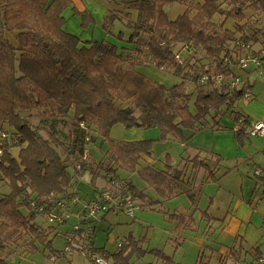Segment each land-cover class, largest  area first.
I'll use <instances>...</instances> for the list:
<instances>
[{"label":"trees","instance_id":"obj_1","mask_svg":"<svg viewBox=\"0 0 264 264\" xmlns=\"http://www.w3.org/2000/svg\"><path fill=\"white\" fill-rule=\"evenodd\" d=\"M195 1L119 0L121 9L108 12L103 29L109 32L115 20L131 22L134 13V33L130 37L132 41L135 38L133 55L111 43L82 42L67 33L63 14L68 9L82 18L83 28L93 22L85 11L73 7V0H0V182L9 187V193L0 198V264H9L1 253L22 237L29 238L31 254L38 252L39 245L50 248L51 230L37 224L39 215L30 205L31 198L65 197L73 186L74 174L53 145L56 141L33 131L31 119L42 124L68 119L71 131L67 135V151L74 161L81 160L87 145L101 135L106 150L97 166L88 168L92 182L100 171L108 180L116 178L119 170L136 175L159 199H148L132 182L123 184L125 191L134 202H143L159 212L162 202L184 194L194 208L192 214H163L183 229L194 224L198 195L191 183L183 179V172L166 158L160 169L144 165L141 156L151 157L156 143L186 144L205 129H231L235 142L243 146L249 139L248 120L234 110L243 91L230 89L228 78L218 84H198L197 72L228 77L231 70L222 65V59L240 53L237 42L253 41L261 47L254 52L264 50V28L251 36L242 31L248 24L247 11L264 17V0H202L193 8L187 6ZM174 4L186 8L171 21L165 8ZM216 16L236 25L241 32L238 40L235 31L214 23ZM144 35L150 36L146 42ZM254 43H250L252 48ZM181 44L198 49L209 62L200 67L189 66L188 61L175 63ZM147 63L180 77L182 82L165 88L149 80L136 69ZM187 82L195 84L193 111L189 107L190 95L184 89ZM227 114L233 120V128L220 124ZM117 124L125 130L157 129L159 139L116 141L109 133ZM187 162L192 171H204L209 182L219 181L206 158L197 155ZM200 214L203 220L210 217L207 211ZM93 239L90 229L85 237L87 251L97 253L110 264H136L147 255L162 264H177L159 249L147 251L142 240L132 235L121 241L113 253L94 248ZM232 256L236 259V255ZM254 257H262L258 248Z\"/></svg>","mask_w":264,"mask_h":264},{"label":"rangeland","instance_id":"obj_2","mask_svg":"<svg viewBox=\"0 0 264 264\" xmlns=\"http://www.w3.org/2000/svg\"><path fill=\"white\" fill-rule=\"evenodd\" d=\"M126 1H135V0H126ZM118 2L119 0H111V1L106 0L105 7L110 11L120 10L121 8ZM196 2H202V0H196L194 3L187 6L189 8H193ZM185 8L186 6L174 4L166 7L165 12L167 14L168 19L172 21L179 14H181ZM246 14H247L246 21L248 24L243 28L242 31L246 33L247 36H251L252 34L257 33L260 28H264V17L254 15L250 11H247ZM134 20L135 18L131 22H128L125 19H122L120 21L115 20V22L113 21L110 28L111 29L110 31L112 33L111 32L107 33L104 29L103 30L100 28L96 29L94 34L95 36L94 40H96L97 42L111 43L116 47H118L119 50H122V48H128V45L125 44L126 43L125 41L128 39L130 34L132 35L134 33V28L132 23ZM213 21L217 26L223 24V28L225 27L226 29L232 32L235 31L236 32L235 37L237 40L241 36V32L237 31L238 29L236 25L232 23L230 20H225L224 17L222 16H216L213 19ZM66 22H67V17H66ZM65 24L66 26H64V28L67 31L65 29L64 30L67 33L80 37L81 41H86L88 39L83 37L82 34H80L79 32L78 34H74L72 28L68 27V24L71 25V23H65ZM108 34H110L109 37L105 38V36ZM100 35H102V38L99 37ZM142 38L143 41L146 42L149 40L150 36L148 37V35H144L142 36ZM132 39L134 40L135 38L133 37ZM257 39L259 41H262V37L260 34H257ZM120 40H123V42ZM247 43H254V42L248 41ZM253 45H257L254 46L253 49L259 47L258 44L254 43ZM177 48L178 46L176 47V49ZM196 50L197 53L183 57L184 62L188 61L189 66L192 64H196L199 67L202 66V64L208 63L209 61H207L203 53L199 52L198 49ZM144 52H145L144 54L145 56L147 54L146 49L144 50ZM132 54L135 55V51ZM136 69L139 73L144 75L149 80L156 82L164 86L165 88H172L174 86L179 85L182 82L180 77H176L171 73L157 69L156 67L148 63L143 66H139ZM239 71L236 68H233V72L236 75L240 74ZM184 89L190 95L189 107L193 111V100L195 98V84L192 82H187V84L184 85ZM137 114L138 113L135 112V115ZM228 116L229 114H227L225 118H223L222 120L223 125L231 123L229 122L230 119L228 118ZM30 124L32 130L39 133L43 138L51 140V138L53 137L52 139L56 141L54 142L56 144L53 143V145L56 147L62 158L66 160L67 162L66 164L69 165V169H68L69 171H71L72 173L74 172L77 175L82 171L86 172L85 174L82 175V178L79 182L78 181L73 182V186L77 189L78 195L81 198H85V196H87L92 191L91 174L88 168L92 167L93 165L96 167L97 164L103 159V155L106 150V145L103 143L102 136L97 135V140L94 143H90L87 145L86 152L89 155V159L86 158L84 160V155H83L81 160L74 161L73 157L70 156V154L67 151V147H68L67 135L71 131V124L68 119L60 122L48 121L46 124L39 123L37 119H31ZM138 130L140 129L125 130L122 125L117 124L111 129L109 136L111 139H114L116 141L128 142V141H132L129 140L130 137H132L131 139H136L135 137L137 132H140ZM199 134L200 133H197L195 136L189 139L187 144L189 147L194 146L196 137ZM175 143L176 142L171 141L167 143H156L154 145L153 153L151 157L155 159V165H154L155 168L160 169L162 167L160 163H163L165 158L171 165L178 164L182 161L180 159L181 155L185 156L186 154L183 155L182 149L180 148L179 145ZM16 149L15 151H17ZM166 155L168 156L166 157ZM99 173H101V171ZM120 174L121 176H124L123 175L124 173H120ZM129 176L133 184L139 190H143L148 199H152V200L159 199L155 191L152 188H148L136 175H129ZM250 179H251L250 181L255 180L254 177H251ZM115 180H119V179L117 178ZM219 186H220L219 182L211 183L210 188H207L205 192L206 196L202 195L201 197H199V200L197 201V208L199 209V211H207V209H209L207 196L217 195L218 198L216 199L215 204L210 206V210L208 212L211 213L213 216L217 217L218 219H221L222 216H224L225 212L228 211L229 209L228 207L230 205L231 199L224 198L223 190L222 191L218 190ZM8 193H9V187H7L5 183L0 182V198ZM238 194L239 196H241L240 192L237 193V195ZM248 195H249V191H248ZM164 208L166 209V211L169 212V214H173L175 213V211L176 213L179 212L191 213L189 212L191 210V202L186 195L182 194L177 196L175 199H172L170 201L168 200V202L164 204ZM194 220H195L194 222L195 224L192 229L186 230L180 234L166 233L164 235V238L158 241L155 237L156 230L168 232L166 230L164 215H162V213L160 214L157 212H152L138 205V208L134 212V219L128 218L122 213L117 215H114L112 213L108 214L104 220H101L99 216L93 218V222L95 225L93 247L97 249L104 248L106 252L113 253L115 248L110 245V242L108 240V234L111 231L116 230L119 233V236L121 237L132 235L137 240L142 239V245L144 247H146L147 244L151 243V245L156 246L159 250L164 251V253L167 256L171 257L175 263L195 264L199 257L198 254L199 247L197 244V240L199 239L205 242H210V241L212 242V241H216L218 236L217 234H215L214 236H212V238L206 237V232H207L205 228L206 222L200 220L199 212L194 213ZM36 222L37 224L41 225L42 228L45 230H47L48 227L54 228L53 230H51V233L49 235V240H51L50 248H44L43 246L39 245L38 252L31 254L29 253L30 249L28 246V243L30 241L29 238L22 237L17 242L13 244H9V246L6 247L3 253H1V256L6 257L7 262L9 264H92L88 258L82 256L79 253H73L71 255L69 253L62 254L64 248L67 246L68 237L74 234L72 230V226L75 223L74 219L60 226L47 224L44 222V220L41 217H38ZM259 235L262 236V240L257 244V246H254L252 248L249 246H245L247 249L240 248L236 261H234V259L231 258L230 256L228 264H236V263L264 264V261L259 262V259H256L253 253L247 254L248 251H254L256 248H258L259 252H261L264 255V233L260 231ZM77 237L78 238L75 239L74 244L78 246L81 245V241L79 240V236ZM74 251L75 250L71 249V252ZM56 255H65L66 257H61L59 259L55 258L54 259L55 261L53 260L54 261L53 262L51 260V257L52 256L56 257ZM217 258L218 257L216 256L211 264H215L217 262ZM143 262L146 264L148 263L162 264L161 262L154 260L153 257L149 255L146 256L141 262H137L136 264H143ZM205 262L206 261L203 259L202 264H205ZM108 264H110V261H108Z\"/></svg>","mask_w":264,"mask_h":264},{"label":"crops","instance_id":"obj_3","mask_svg":"<svg viewBox=\"0 0 264 264\" xmlns=\"http://www.w3.org/2000/svg\"><path fill=\"white\" fill-rule=\"evenodd\" d=\"M105 6H106V0H73V7L79 12L85 11L86 14L90 15V17L93 20V22L89 24L86 28L81 27L82 25L81 17L78 15H74L71 9L65 11L64 14L65 13L66 14L63 15L65 16V19L67 17L66 23H71V25L68 24V27L72 28L74 34H78L79 32L80 34H82L83 37L88 38L86 41H82V42H93V41L95 42L96 41L94 40L95 30L99 28L103 30L104 20L108 12L116 11V10L110 11ZM134 18H135V14L133 13L132 20ZM110 32L111 31L107 33ZM109 35L110 34L106 35L105 38H108ZM99 37L102 38V35H100ZM130 37L131 34L129 35L128 39L125 41L126 43L124 42L125 44L128 45V48H122V50H124V52L126 53H132L136 49L134 40L132 41ZM120 41L123 42V40ZM254 50L259 51L261 50V47H256L254 48ZM263 70L264 68L255 67V66H251L245 71L238 70L240 74H238L237 76L245 79L246 82L249 84L248 86L251 92V98L248 101H243L239 98L234 105V110L236 112H239L244 117H246V119L248 120L247 129L252 127L257 122L264 123V74L261 73ZM231 71L233 74H235L233 72V69ZM228 118L230 119L229 121L231 122L230 124L223 125L222 123L223 119L221 120L220 124L228 128H233V120L231 119L230 116H228ZM138 131L140 132H137L135 137L136 139H131L132 137H130L129 140L132 141H128V142L142 141V140L156 141L159 139V132L156 129H149V130L140 129ZM175 144L179 145L180 148L182 149L183 155L184 154L186 155L185 156L181 155L180 159L182 161L172 166L178 170H181L183 172V179L189 181L191 183V186L195 188V192L198 195L197 201L199 200V197H201L202 195L206 196L205 192L207 188H210V184H211V182L207 180V174L204 171L202 170L192 171L190 164L187 162V159H191L197 155L200 158H206L208 160V163L211 166V168L215 171L216 176L220 177L218 181L220 184L218 190L219 191L223 190L224 198L231 199L230 205L228 207L229 209L228 211L225 212L224 216H222L221 219H218L217 217L213 216L211 213L208 212L210 210V206L215 204L216 199L218 198L217 195L207 196L208 206H209L207 212L210 214V217H208L207 219L203 220L201 218L200 212L202 211H199L196 203V208L198 209L197 212H199L200 220L206 222L205 224V228L207 230L206 237L212 238V236L217 234L218 238L216 241H212V242L211 241L205 242L199 239L197 240V244L199 247L198 249L199 257L195 264H202L203 259L206 261L205 264H211L216 256L218 258L215 264H219V258H222L220 264H228L230 256L231 258H233L232 255H236L235 258L237 259L238 253H236L235 250L239 251L240 248L247 249L245 246H249L252 248L254 246H257V244L262 240V236L259 235V232L262 231L264 233V138H258V137L253 138L249 136V139L245 141L244 145L239 146L235 142L234 133L231 129L227 131H216V132L210 129H205L201 131L200 134L196 137L193 147H189L187 145L188 142L186 144H179L176 142ZM86 158L89 159V155L85 151L84 160ZM141 161L144 165H155V159L152 157L141 156ZM93 167L95 166L93 165L92 168ZM257 172L259 173L257 174ZM85 173H86L85 171L84 172L82 171L77 175L73 172L72 173L74 174L73 182L74 181L79 182L82 178V175ZM120 173H124L123 174L124 176H121ZM105 175H106L105 172L101 171V173H99L98 179H96L95 182H92V191L87 196H85V198H82L83 200L90 201L92 199H96L101 191L112 190V187L110 185V180L112 179L108 180ZM251 177H254L255 180L250 181ZM117 178L120 180L118 181L121 184V188L127 194V192L123 187V184L125 182L127 183L132 182L129 174H127L124 171L121 172V170H119L117 172V177L114 179ZM248 191H249V195H248ZM69 192H70L69 194L73 192L77 193V189L74 186H72ZM239 192L241 196H239V194L237 195V193ZM166 202L168 201H164L161 203L160 205L161 212L157 211L156 209H150L146 207L143 202H137V203L135 202V204L137 208L139 205L140 207H144L152 212H157L160 214L162 213V215H164L163 214L164 212L169 213L164 208V204ZM193 211L194 208L191 206V210L189 211L191 213H182V212L176 213V211L175 213L190 215L192 214ZM111 213L112 212L101 214L99 215V217L101 218V220H104L106 216ZM112 214L117 215L116 213H112ZM164 221L166 223V230L168 232L156 230L155 237L158 241L162 240L166 233L180 234L186 230L192 229L195 224L194 223L189 229H183L182 226H177L175 222L173 223L168 221L165 215H164ZM53 229H54L53 227L47 228V230L49 231ZM90 229H92L93 232L95 231V225L93 219L90 222L89 230L87 228H82L83 232L80 231L79 232L80 234L79 233H78L79 235L77 234V236H79V240L81 241V245L78 246L76 245L78 248L75 247V249H73L75 251L70 252L69 253L70 255L73 253H78L79 248H84L87 250V243L85 241V237L87 231L89 232ZM127 236L121 237L119 236V233L116 230H113L108 234V240L110 242V245L114 247L116 250L118 248L119 243L123 241ZM144 248L147 251L158 249L156 246L151 245V243L147 244V246ZM228 250L233 251L232 252L233 254L230 255ZM252 253L254 254V251L247 252V254H252ZM262 256L264 255L262 254ZM61 257H66V256L65 255H56V257L52 256L51 260L53 261L55 258L59 259ZM236 259H234V261H236ZM263 261L264 259H262L261 257L259 259V262H263ZM143 264L146 263L143 262ZM177 264H181V263H177ZM236 264H240V263H236Z\"/></svg>","mask_w":264,"mask_h":264},{"label":"built area","instance_id":"obj_4","mask_svg":"<svg viewBox=\"0 0 264 264\" xmlns=\"http://www.w3.org/2000/svg\"><path fill=\"white\" fill-rule=\"evenodd\" d=\"M181 45V51L179 53L177 52L174 56V62L178 64L184 62L183 54L189 56L197 53V50L193 46L188 44ZM236 48L240 53L235 54L232 57L223 58L222 65L224 67L230 70L236 68L240 71H245L251 66L264 68L263 51L261 53L254 52L251 44L247 42H237ZM261 73L264 74V70ZM197 75L198 84H206L210 81L218 84L228 78L227 85L230 89H241L243 91L242 96L240 97L241 100L248 101L251 98L249 84L245 79L233 74L232 71L228 77H225L220 73L212 75L211 77L202 70H199ZM234 129L236 130L237 126H235ZM248 135L253 138H264V123H255L248 129ZM5 136L6 135H2V137ZM258 173L259 172H257V174ZM110 185L112 190H103L96 199L90 201L83 200L75 192L61 198L54 197L53 195L42 199L31 198L30 205L34 212H36L45 223L60 226L72 219L75 220V223L72 226L74 234L68 237L67 246L64 248L62 254L70 253L71 249L77 247L74 244L77 233H79L82 228L88 229L93 218L109 212L116 214L122 213L129 218H133L134 212L137 209L135 202L124 192L118 180H110ZM78 253L87 257L92 264H108V261L103 259L100 255L97 253H89L84 248H79ZM262 258H264V256H262Z\"/></svg>","mask_w":264,"mask_h":264}]
</instances>
